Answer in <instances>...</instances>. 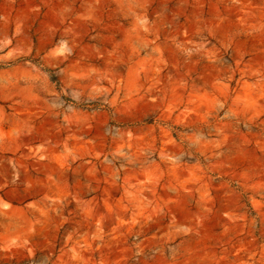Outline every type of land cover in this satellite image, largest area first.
Here are the masks:
<instances>
[{"label": "rangeland", "instance_id": "rangeland-1", "mask_svg": "<svg viewBox=\"0 0 264 264\" xmlns=\"http://www.w3.org/2000/svg\"><path fill=\"white\" fill-rule=\"evenodd\" d=\"M23 261L264 264V0H0Z\"/></svg>", "mask_w": 264, "mask_h": 264}, {"label": "trees", "instance_id": "trees-1", "mask_svg": "<svg viewBox=\"0 0 264 264\" xmlns=\"http://www.w3.org/2000/svg\"><path fill=\"white\" fill-rule=\"evenodd\" d=\"M50 76H51V79H52L54 82H56L58 85H60V80H59V78H58V75H57L55 72L51 71ZM5 264H31V262H30V261H23V262H21V263L11 262V263H5Z\"/></svg>", "mask_w": 264, "mask_h": 264}]
</instances>
